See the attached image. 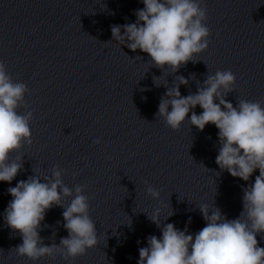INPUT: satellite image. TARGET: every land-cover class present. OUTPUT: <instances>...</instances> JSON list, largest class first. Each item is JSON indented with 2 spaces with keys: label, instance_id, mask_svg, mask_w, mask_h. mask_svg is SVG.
Segmentation results:
<instances>
[{
  "label": "clouds",
  "instance_id": "clouds-1",
  "mask_svg": "<svg viewBox=\"0 0 264 264\" xmlns=\"http://www.w3.org/2000/svg\"><path fill=\"white\" fill-rule=\"evenodd\" d=\"M142 3L144 7L135 11V23L111 26L113 39L133 52L148 54V63L161 69L163 76L178 72L189 61L197 62L195 57L207 50L211 35L204 0H142ZM159 78L153 77L156 86L161 85ZM188 83L182 75L175 77L173 86L160 99L157 117L172 130H179L186 120L200 131L208 124L215 125L219 138L215 162L220 170L245 182L257 169L259 175L243 189V210L238 218L228 219L214 202L211 206L199 205L206 225L194 236L188 234L187 228L182 231L173 223H162L159 208L147 213L162 235L147 238L148 246L139 248L138 264H264V247L257 240V235L264 233V101L238 99L234 106L227 99L236 84L231 70L208 73L196 93L182 96L180 86ZM27 93L28 86L14 81L0 60V182L10 184L14 180L23 169V157L13 154L33 142L30 127L33 112L25 101ZM197 106L202 109L199 115L194 111ZM21 108L23 113L19 111ZM93 142L98 144L100 140ZM63 172L57 165L50 176L34 174L7 189L12 199L3 219L22 237V243L11 251L27 257L33 264L56 253L65 260H74L98 244L85 186L68 187L63 182ZM146 191L153 199H160L155 188L149 186ZM53 206L64 209L63 227L68 236L62 237L59 245L49 246L39 230L46 212ZM173 214L171 211L164 220Z\"/></svg>",
  "mask_w": 264,
  "mask_h": 264
}]
</instances>
